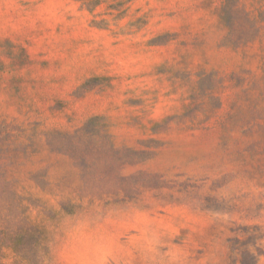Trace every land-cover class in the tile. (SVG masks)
<instances>
[{"label": "rangeland", "instance_id": "rangeland-1", "mask_svg": "<svg viewBox=\"0 0 264 264\" xmlns=\"http://www.w3.org/2000/svg\"><path fill=\"white\" fill-rule=\"evenodd\" d=\"M0 264H264V0H0Z\"/></svg>", "mask_w": 264, "mask_h": 264}]
</instances>
